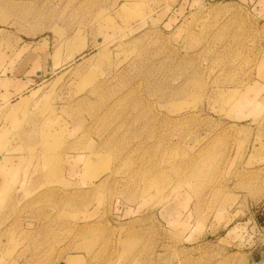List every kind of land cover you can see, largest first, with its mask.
Masks as SVG:
<instances>
[{
  "label": "rangeland",
  "instance_id": "obj_1",
  "mask_svg": "<svg viewBox=\"0 0 264 264\" xmlns=\"http://www.w3.org/2000/svg\"><path fill=\"white\" fill-rule=\"evenodd\" d=\"M0 264H264V0H0Z\"/></svg>",
  "mask_w": 264,
  "mask_h": 264
},
{
  "label": "crops",
  "instance_id": "obj_2",
  "mask_svg": "<svg viewBox=\"0 0 264 264\" xmlns=\"http://www.w3.org/2000/svg\"><path fill=\"white\" fill-rule=\"evenodd\" d=\"M8 95L10 94V92L7 93Z\"/></svg>",
  "mask_w": 264,
  "mask_h": 264
}]
</instances>
